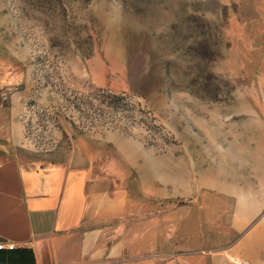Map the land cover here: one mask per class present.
I'll return each instance as SVG.
<instances>
[{
    "label": "rangeland",
    "instance_id": "rangeland-1",
    "mask_svg": "<svg viewBox=\"0 0 264 264\" xmlns=\"http://www.w3.org/2000/svg\"><path fill=\"white\" fill-rule=\"evenodd\" d=\"M0 90L24 157L75 156L130 218L212 232L264 183V0H0Z\"/></svg>",
    "mask_w": 264,
    "mask_h": 264
},
{
    "label": "crops",
    "instance_id": "crops-1",
    "mask_svg": "<svg viewBox=\"0 0 264 264\" xmlns=\"http://www.w3.org/2000/svg\"><path fill=\"white\" fill-rule=\"evenodd\" d=\"M23 140L17 104L0 90V242L16 243L0 248V264H264V183L209 204L212 232L173 208L130 218L127 190L100 187L75 156L24 157Z\"/></svg>",
    "mask_w": 264,
    "mask_h": 264
},
{
    "label": "built area",
    "instance_id": "built-area-1",
    "mask_svg": "<svg viewBox=\"0 0 264 264\" xmlns=\"http://www.w3.org/2000/svg\"><path fill=\"white\" fill-rule=\"evenodd\" d=\"M15 246H16V243L15 242H11V241H8V242L1 241L0 242V248H10V249H13V248H15Z\"/></svg>",
    "mask_w": 264,
    "mask_h": 264
}]
</instances>
